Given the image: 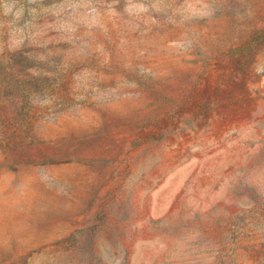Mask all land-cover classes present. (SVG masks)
<instances>
[{"label":"rangeland","instance_id":"rangeland-1","mask_svg":"<svg viewBox=\"0 0 264 264\" xmlns=\"http://www.w3.org/2000/svg\"><path fill=\"white\" fill-rule=\"evenodd\" d=\"M252 28L264 0H0L56 94L0 115V264H264V50L225 51Z\"/></svg>","mask_w":264,"mask_h":264},{"label":"trees","instance_id":"trees-1","mask_svg":"<svg viewBox=\"0 0 264 264\" xmlns=\"http://www.w3.org/2000/svg\"><path fill=\"white\" fill-rule=\"evenodd\" d=\"M221 15L222 10L220 12L217 11V14L214 15V20H212V22L216 24V20L221 17ZM213 27H215V25H213ZM219 27L222 26H216L204 37L200 35L195 37L194 48L196 53L199 55H205L206 45L209 41L217 42L214 49L218 51L219 47L222 45L221 43L227 41L224 37L227 35L229 36L232 30L235 29V27L228 25V21H226L225 28L220 29L221 31L219 30ZM224 29H227V31L222 32ZM253 30H255L254 33L247 38L246 45L242 47V49L229 47L225 50L227 51V56L230 59V65H233L232 67L239 69V67H242L240 66L241 63H243V67L248 65L254 61L256 52L264 50V28H254ZM1 31H6L4 29H0V42H3L5 37ZM221 35L222 38H220ZM32 51H36V49L25 48L14 52L1 51L0 49V115L4 113L6 116L5 119L11 118L19 121L20 123L21 121L26 122V119L22 116V114L26 115L27 109L35 106L46 97L56 96L55 91L50 89L52 87L50 84L52 78L48 73H46V70H42V68L35 65L30 66L26 64L28 59L37 60V58L31 54ZM219 53L220 52L218 51L214 55H219ZM208 63H210L209 59L203 60V65L205 64L204 69L208 67ZM127 78L129 79V75ZM140 78L141 77L137 74L132 76V79H134V81H139V84L142 80V78ZM44 95L45 97L42 98ZM186 102L189 101L187 100ZM18 115H21V118L15 117Z\"/></svg>","mask_w":264,"mask_h":264}]
</instances>
